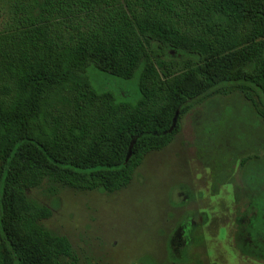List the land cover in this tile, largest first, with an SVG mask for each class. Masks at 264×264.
Segmentation results:
<instances>
[{
  "label": "trees",
  "instance_id": "trees-1",
  "mask_svg": "<svg viewBox=\"0 0 264 264\" xmlns=\"http://www.w3.org/2000/svg\"><path fill=\"white\" fill-rule=\"evenodd\" d=\"M90 66H141L138 100L97 91ZM232 92L264 123V0H0V264H78L26 189L126 187L176 112Z\"/></svg>",
  "mask_w": 264,
  "mask_h": 264
},
{
  "label": "rangeland",
  "instance_id": "rangeland-1",
  "mask_svg": "<svg viewBox=\"0 0 264 264\" xmlns=\"http://www.w3.org/2000/svg\"><path fill=\"white\" fill-rule=\"evenodd\" d=\"M189 56L166 51V58ZM140 71L141 66L131 78L121 79L93 66L87 69L97 91L128 103L140 96ZM178 121L180 131L167 146L144 156L126 187L108 193L101 187L82 190L44 180L26 189L29 198L51 210L40 223L70 240L78 264H195L175 262L169 234L188 223L190 218L183 217L188 210L217 206L224 174L231 176L240 157L264 150V124L239 92L212 96ZM258 166L264 168L263 159L251 163L246 173ZM204 182L207 193L201 190ZM224 251L230 258L229 245Z\"/></svg>",
  "mask_w": 264,
  "mask_h": 264
},
{
  "label": "flooded vegetation",
  "instance_id": "flooded-vegetation-1",
  "mask_svg": "<svg viewBox=\"0 0 264 264\" xmlns=\"http://www.w3.org/2000/svg\"><path fill=\"white\" fill-rule=\"evenodd\" d=\"M260 159L264 160V150L252 158L240 157L231 176L221 178L224 188L217 206L209 203L206 208L190 209V214L183 216L190 218L188 223L173 228L168 243L175 262L235 264V259L236 264H264V168L258 166L246 173L248 166ZM234 173L237 175L232 176ZM206 185L204 182L201 188L203 193H207ZM224 242L232 250L228 259Z\"/></svg>",
  "mask_w": 264,
  "mask_h": 264
},
{
  "label": "water",
  "instance_id": "water-1",
  "mask_svg": "<svg viewBox=\"0 0 264 264\" xmlns=\"http://www.w3.org/2000/svg\"><path fill=\"white\" fill-rule=\"evenodd\" d=\"M178 121V112H176V115H175V117L173 118V122H172V126H171V128L175 125V123ZM131 146H132V144L130 145V147H129V150H128V153H127V155H126V159H128V157L130 156V153H131Z\"/></svg>",
  "mask_w": 264,
  "mask_h": 264
}]
</instances>
